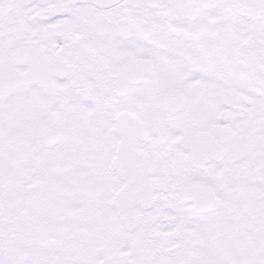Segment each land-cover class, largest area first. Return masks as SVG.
I'll return each mask as SVG.
<instances>
[{"label": "snow or ice", "instance_id": "1", "mask_svg": "<svg viewBox=\"0 0 264 264\" xmlns=\"http://www.w3.org/2000/svg\"><path fill=\"white\" fill-rule=\"evenodd\" d=\"M0 264H264V0H0Z\"/></svg>", "mask_w": 264, "mask_h": 264}]
</instances>
